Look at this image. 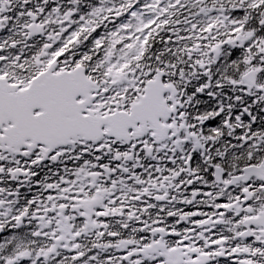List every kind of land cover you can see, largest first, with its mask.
I'll return each mask as SVG.
<instances>
[{"label":"snow or ice","instance_id":"1","mask_svg":"<svg viewBox=\"0 0 264 264\" xmlns=\"http://www.w3.org/2000/svg\"><path fill=\"white\" fill-rule=\"evenodd\" d=\"M0 264H264V0H0Z\"/></svg>","mask_w":264,"mask_h":264}]
</instances>
